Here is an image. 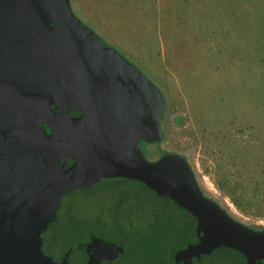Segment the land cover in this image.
<instances>
[{"label": "water", "instance_id": "95a60500", "mask_svg": "<svg viewBox=\"0 0 264 264\" xmlns=\"http://www.w3.org/2000/svg\"><path fill=\"white\" fill-rule=\"evenodd\" d=\"M161 104L159 90L101 43L69 0H0V258L68 264L40 250L39 232L61 194L122 176L169 197L195 218L196 240L173 254L179 264L217 246L238 251L245 264H260L264 226L236 220L206 196L182 156L142 155L140 141L161 136ZM38 120L49 123L54 135L42 134ZM26 147L29 155L22 152ZM39 151L43 158L36 157ZM66 157L71 162L64 167ZM56 158L62 162L51 163ZM121 251L122 244L97 241L85 264Z\"/></svg>", "mask_w": 264, "mask_h": 264}, {"label": "rangeland", "instance_id": "374dc122", "mask_svg": "<svg viewBox=\"0 0 264 264\" xmlns=\"http://www.w3.org/2000/svg\"><path fill=\"white\" fill-rule=\"evenodd\" d=\"M69 3L88 30L161 94V136L140 141L142 155L182 156L206 196L236 220L264 226V0ZM132 184L124 177H103L61 194L40 233L42 249L59 257L89 232L120 244L149 232L147 213L158 208L140 205ZM166 206L178 240L189 239L192 217L169 200ZM81 259L77 252L71 264ZM187 264H244V259L217 246Z\"/></svg>", "mask_w": 264, "mask_h": 264}, {"label": "trees", "instance_id": "16d2710c", "mask_svg": "<svg viewBox=\"0 0 264 264\" xmlns=\"http://www.w3.org/2000/svg\"><path fill=\"white\" fill-rule=\"evenodd\" d=\"M124 178H127L133 183L131 189L137 191V195L134 197V199L139 202L140 205L142 204L143 206L144 203L149 202L152 207L158 208V210L154 213H147V216L150 218V222L148 223L149 232L143 234L138 233L136 237L130 235L129 239L122 243L121 252L116 254L114 257L103 258L101 259V261H103L105 264H179L173 259V254L178 248H181L188 242L196 240V235L194 232L195 218L185 209L178 206L169 197L158 196L157 194H155L153 190L146 187L141 181L128 177ZM146 194H148L149 196H146ZM168 200L173 204L175 203L179 208L183 209L192 217L193 223L192 227L189 229V239H187L186 237V240H178L181 237L179 235L180 232H178L177 230L175 231L174 225L168 222L169 218L171 217L168 216V214H172V211L169 210L166 206V201ZM114 210L118 213L119 206L116 207V205H114ZM158 220H163L164 225H161L160 227L157 226ZM248 226L253 227L252 225ZM255 228H260V226ZM132 232L133 231L131 230L125 232L124 234H131ZM100 240L104 241L107 239H103L102 236L93 232H89L87 238L81 239L79 242L72 245V247L64 249L59 256L62 260L71 263L72 255L80 252L82 254L80 264H85L88 248L93 246L97 241ZM261 261H264V258L261 259Z\"/></svg>", "mask_w": 264, "mask_h": 264}, {"label": "flooded vegetation", "instance_id": "af4514ba", "mask_svg": "<svg viewBox=\"0 0 264 264\" xmlns=\"http://www.w3.org/2000/svg\"><path fill=\"white\" fill-rule=\"evenodd\" d=\"M101 42V41H100ZM102 43V42H101ZM104 44V43H103ZM44 99L47 101V103H48V105L52 108V109H56V107H55V104L53 103V102H51L50 101V99L49 98H47V97H44ZM68 112L70 113V114H78V113H80V111L78 110V109H69L68 110ZM22 114V112H20V115ZM37 124H38V126L40 127V132L42 133V134H44V135H50V136H53L54 135V131H53V128H52V126L49 124V123H47V122H45V121H42V120H38L37 121ZM22 152L23 153H25L26 155H29L32 151H31V149L30 148H28V147H26V148H22ZM43 152L42 151H39L37 154H36V157H41V158H43ZM54 161H58L59 163H61L62 162V159L61 158H56V159H54L53 161H51V163H54ZM70 162H71V159L69 158V157H66V159H65V161H64V167H66V166H68L69 164H70ZM91 184V183H90ZM90 184H88V185H90ZM87 185V186H88ZM83 187H85V186H83ZM83 187H80V188H83ZM78 189V188H77ZM48 224V223H47ZM46 224V225H47ZM46 227V226H45ZM44 227V228H45ZM44 228L39 232V237H40V240H41V242H40V250L42 251V253H44L45 255H50V257H51V259L53 260V261H60V260H62L61 258H60V256L58 257V256H52L51 254H47L43 249H42V243H43V240H42V237H41V232H43V230H44ZM104 241H110V240H104ZM110 242H112V241H110ZM213 249V248H212ZM211 249V250H212ZM88 254V253H87ZM118 254V253H117ZM243 257V256H242ZM87 258V257H86ZM193 258H195V257H193ZM192 258V259H193ZM191 259V260H192ZM243 259H244V257H243ZM101 260V259H100ZM0 264H10V263H8L5 259H1L0 258ZM68 264H71L70 262H68ZM244 264H245V260H244ZM260 264H264V261H261V259H260Z\"/></svg>", "mask_w": 264, "mask_h": 264}]
</instances>
